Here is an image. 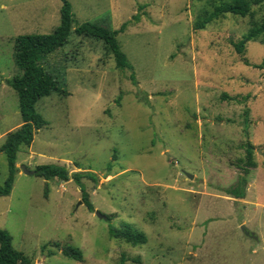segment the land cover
<instances>
[{"label": "rangeland", "instance_id": "1", "mask_svg": "<svg viewBox=\"0 0 264 264\" xmlns=\"http://www.w3.org/2000/svg\"><path fill=\"white\" fill-rule=\"evenodd\" d=\"M68 1L72 28L89 21L115 29L129 20L117 39L132 68L116 69L101 41L72 30L40 58L67 95L37 100L46 124L17 152L11 192L0 196V227L13 248L34 264H115L121 255L123 264H264V45L248 40L240 55L230 43L264 19V5L194 29L210 0ZM60 7L61 0H0V145L21 124L17 94L5 82L21 74L13 40L50 33ZM245 142L255 166L245 196L235 198L226 188L240 173L235 161ZM45 163L94 172L95 182L81 180L93 209L73 179L46 180L19 167ZM6 176L0 151V185ZM124 224L146 242L110 237L109 225ZM53 242L78 247L82 260Z\"/></svg>", "mask_w": 264, "mask_h": 264}, {"label": "trees", "instance_id": "2", "mask_svg": "<svg viewBox=\"0 0 264 264\" xmlns=\"http://www.w3.org/2000/svg\"><path fill=\"white\" fill-rule=\"evenodd\" d=\"M262 5H264V0H210L209 8L203 9L196 16L193 28L202 29L207 24L223 18L227 14L238 15L240 17L252 16L253 7H261ZM142 7L143 4L138 5V9ZM59 13L60 21L50 33L19 34L13 40L14 61L21 70V74L14 75L6 79L5 82L17 94L21 124L17 128L7 132L3 143L0 145V151L5 154L7 161V176L3 184L0 185V196L9 195L11 192L15 174L19 170L16 166L17 152L22 146L30 145L36 130L46 124L42 115L35 111L37 100L51 93L60 96L67 95L66 89L62 88L58 80L52 74L45 71L39 63L43 55L51 53L66 44L69 33L72 30L77 36L101 41L104 51L112 56L116 69L124 70L125 68H132L117 39L118 33L124 31L129 20L124 21L115 29L107 24L89 21L82 22L72 28L73 12L68 0H61ZM132 19L137 20L138 13H135ZM248 40H258L259 43L264 45V19L252 21L246 33L239 40H231L230 43L238 54L244 55ZM244 63L250 65L246 59H244ZM253 66L260 67V65L256 64H253ZM222 96L230 98L225 93ZM230 99L235 100L233 97ZM243 113L246 116L247 109ZM246 121L245 118L243 121L244 125H247ZM243 147L244 155L235 161V165L240 169V173L235 183L226 188V193L235 198H243L245 196L248 175L250 169L255 166L253 145L245 142ZM33 170L34 175L46 180L58 179L68 181L69 179H73L82 191V201L88 209H93V204L85 192V187L81 180L82 178H87L95 182L97 178L94 172L89 170L69 172L66 166L53 163L38 164ZM106 217L108 221L111 219L110 215H106ZM108 234L110 237L120 239L132 246L141 245L147 240L146 235L142 231L135 229L129 224H124L118 228L109 225ZM52 245L59 249L65 257L77 261L82 260V251L78 247L72 245L61 246L58 242H53ZM44 249L45 245L42 246V250ZM53 253L52 250H48L47 252L48 255ZM123 263L124 256L121 255L115 264ZM0 264H34L31 258L13 248L9 233L1 227Z\"/></svg>", "mask_w": 264, "mask_h": 264}, {"label": "water", "instance_id": "3", "mask_svg": "<svg viewBox=\"0 0 264 264\" xmlns=\"http://www.w3.org/2000/svg\"><path fill=\"white\" fill-rule=\"evenodd\" d=\"M19 167H20V169L22 170V172H24L25 174H34V170H28L24 165H20ZM186 175H187L189 178L192 177V175L189 174V173H186ZM96 214H97L98 217H100V218H102V219H106V218H107L106 215L101 214V213L98 212V211H96ZM241 229L244 231V233H245L246 235H250V236L256 238V236L254 235V233L249 232V231L246 229V227H245L244 225L241 226Z\"/></svg>", "mask_w": 264, "mask_h": 264}]
</instances>
